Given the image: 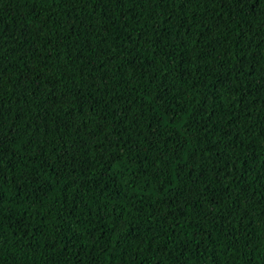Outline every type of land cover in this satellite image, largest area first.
Returning <instances> with one entry per match:
<instances>
[{
    "label": "trees",
    "instance_id": "trees-1",
    "mask_svg": "<svg viewBox=\"0 0 264 264\" xmlns=\"http://www.w3.org/2000/svg\"><path fill=\"white\" fill-rule=\"evenodd\" d=\"M0 264H264V0H0Z\"/></svg>",
    "mask_w": 264,
    "mask_h": 264
}]
</instances>
